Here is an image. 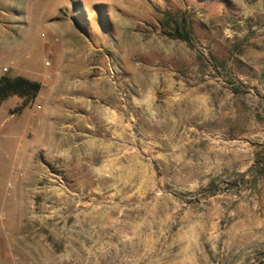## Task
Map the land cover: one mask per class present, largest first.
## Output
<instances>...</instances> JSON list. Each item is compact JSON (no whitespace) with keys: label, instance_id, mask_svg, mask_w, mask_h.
I'll return each instance as SVG.
<instances>
[{"label":"rangeland","instance_id":"rangeland-1","mask_svg":"<svg viewBox=\"0 0 264 264\" xmlns=\"http://www.w3.org/2000/svg\"><path fill=\"white\" fill-rule=\"evenodd\" d=\"M47 45L111 110L55 162L0 147L11 264H264V0H0V71Z\"/></svg>","mask_w":264,"mask_h":264},{"label":"crops","instance_id":"crops-1","mask_svg":"<svg viewBox=\"0 0 264 264\" xmlns=\"http://www.w3.org/2000/svg\"><path fill=\"white\" fill-rule=\"evenodd\" d=\"M14 27L15 30H18L17 22ZM14 27L10 28V40L15 33ZM10 49L13 50L12 46ZM56 51L51 45L46 46V54L51 56V53H54V61L51 60L46 64L44 60L45 70L29 63L20 64L19 62L15 65L10 63L8 66L1 67L0 77H22L37 82L41 86L34 101L24 106L20 112H9V110L12 111L22 105L23 99L17 97H11L8 102L3 104L4 107L7 106L6 110L0 108V147L12 149L15 160L20 158V162L32 159L35 147L40 148L39 151L42 153L44 161L55 162L57 157L54 152L68 142L73 146L77 145V148L87 145L94 146L99 139L96 136L97 125L93 123H104L109 119L107 110L111 109L107 105H105V109L99 108L98 99L92 98L89 94V85L84 84V77L82 75V78L74 77L72 70L69 73L71 59L84 57L80 50H74L77 52L71 55L70 52H73L71 49L70 52H65L63 57L59 54V59L55 54ZM3 68L7 69L5 74L2 71ZM101 106L103 105L101 104ZM106 131H109L112 136L124 137V124L122 123L119 128H108ZM103 144L105 145V143ZM25 147L24 157H19V150ZM10 173L17 176L13 169ZM19 185L20 179L18 178L12 185L15 195L21 192ZM13 214H15L14 211L6 215V218L0 223V238L1 233H7V230L10 232L6 241L8 251L11 248V253L8 256L10 264L13 254L16 253L15 243L18 240L17 232L20 227V222L13 218ZM0 264H3L1 251Z\"/></svg>","mask_w":264,"mask_h":264},{"label":"trees","instance_id":"trees-1","mask_svg":"<svg viewBox=\"0 0 264 264\" xmlns=\"http://www.w3.org/2000/svg\"><path fill=\"white\" fill-rule=\"evenodd\" d=\"M178 37L187 42L189 34L188 32H183L182 35ZM40 87L39 83L29 81L22 77H0V105L11 97L23 99L22 105L15 112L18 113L24 106L34 101L40 91Z\"/></svg>","mask_w":264,"mask_h":264},{"label":"built area","instance_id":"built-area-1","mask_svg":"<svg viewBox=\"0 0 264 264\" xmlns=\"http://www.w3.org/2000/svg\"><path fill=\"white\" fill-rule=\"evenodd\" d=\"M3 73L5 74L6 72H7V69H5V68H3ZM37 108H39V107H37Z\"/></svg>","mask_w":264,"mask_h":264}]
</instances>
